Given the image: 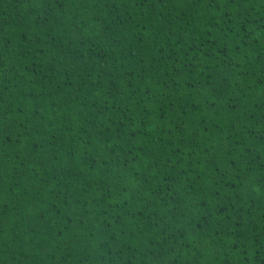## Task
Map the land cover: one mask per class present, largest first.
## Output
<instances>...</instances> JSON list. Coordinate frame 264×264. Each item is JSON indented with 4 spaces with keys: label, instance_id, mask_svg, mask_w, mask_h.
<instances>
[{
    "label": "trees",
    "instance_id": "16d2710c",
    "mask_svg": "<svg viewBox=\"0 0 264 264\" xmlns=\"http://www.w3.org/2000/svg\"><path fill=\"white\" fill-rule=\"evenodd\" d=\"M0 264H264V0H0Z\"/></svg>",
    "mask_w": 264,
    "mask_h": 264
}]
</instances>
